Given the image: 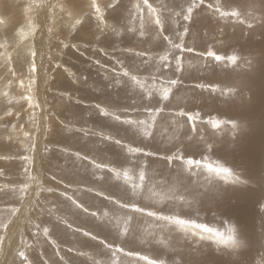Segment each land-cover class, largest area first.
I'll return each mask as SVG.
<instances>
[{
    "label": "rangeland",
    "instance_id": "rangeland-1",
    "mask_svg": "<svg viewBox=\"0 0 264 264\" xmlns=\"http://www.w3.org/2000/svg\"><path fill=\"white\" fill-rule=\"evenodd\" d=\"M11 2L15 5H10L9 3ZM33 2L34 3H32L31 0L24 4L16 0L0 1V43L7 40L9 44L6 51L4 48H0V62H2L0 65V81L2 80L0 82V218H3L5 221L8 219L12 221L7 231L0 229V236H4L3 245H0V264H20L19 257L17 256L19 250L25 251L31 264H45V262H47V264H62L59 256L56 255L57 248L60 252L62 251L61 253L63 255L61 253L60 255L64 256L66 259L73 260L75 264H92V259H89L88 255L95 259H99L100 257L97 258L96 256V250L99 246L95 241H91L86 237L83 238L80 233L73 231V229L76 228L91 231L94 234H100L101 237L107 236L109 241L122 244L128 251L139 252L142 255H147L154 259H162L166 264H170L174 259L181 260L182 264H232L233 260L237 258L232 249L223 245L217 246L212 241L207 240L199 241L197 239V242L192 244L179 232L172 233V245L174 250L166 249L155 242L143 243L138 238L133 239L129 237L126 240L117 239L114 231L110 232L109 229L98 225L90 214H84V212L82 213L80 210L78 211V209L75 210V207L71 206V203L67 205L70 201L60 196V192H64L67 196H72L79 203L85 204V207L88 206L89 213L92 211L103 213L106 210L115 208V205L109 200H105L102 196H97L95 191H103L106 195L115 198L124 197L122 182L117 183L114 180V182L110 184H104L101 180L95 179L96 176L93 175V172L101 173V171L98 169L94 170L89 163L87 165L88 160L96 161L95 163L98 164L103 162L102 165L115 167L120 171L121 169L135 167V174L138 179L139 166L132 165L131 160L133 158L127 157L126 150L122 151L120 146H116L115 140L117 139L121 140L122 143L156 152L157 156L171 154V151L166 152V149L175 151L178 148L183 152L186 158L203 159L207 157L210 162L219 161L225 166L232 168L234 172L240 174L242 179H246L248 181L247 187L240 185H221L225 195L223 201H215L209 195L201 197L198 204L194 202L191 206L181 205L178 200H174L175 203L174 201L165 200L164 203L158 204H153L146 200H139L138 203L147 210L157 211L166 215L178 214L182 218L195 219L199 223H204L210 227L219 229L221 232H224L225 235H227L228 227L230 225H235L246 244V247L241 250L239 256L242 264H264V213L259 210V202L264 200V185H258L257 183L260 178L264 176V55H262V53H264V22L256 21L253 23V27L249 29L246 23L240 24L235 19L221 18L218 13L214 14L213 10L210 9L208 5L215 6L217 0H204V4L194 10L193 21L191 24L187 25L189 34L184 38L185 48L192 47L194 51L191 53H181L177 49L173 50L171 53L172 57H182V71H175V62L173 60L169 68L161 69L159 72H156L152 65L144 64L143 60H146L148 56L156 58V54H164L169 45L162 37L159 40H154L152 38L157 31L154 25L147 29L149 35L144 37L139 35L140 20L134 5L142 3V0H97V3L102 9L103 17L105 16L104 23L100 24V27H98V21H94L96 18L92 15V17H88L89 23L87 25L81 24L74 29L71 27L73 21L66 19V16L62 17L58 9L53 13L47 7H35L36 4L40 3V0H33ZM60 2L62 3L61 0H48L49 4H57ZM81 2L82 4L84 3V11L91 12V9L88 7L90 0H81ZM148 2L152 4L153 7H158L162 11V18L165 20L163 35L170 37L175 43H179L180 41L176 34L177 32L183 31L185 22L182 18H175L174 21L169 8L180 11V6L183 5L184 8H186L191 0H148ZM29 4L34 5L30 13L26 11ZM113 4H115L114 8L111 7ZM219 4L223 7V10L237 9L247 11L251 7L255 9V16L264 17V0H219ZM164 5H168L169 8H164ZM143 11L144 16L147 17V10L144 9ZM40 13H43V15L39 16ZM29 15L32 17V23L36 25L37 31L34 35H29L25 39L20 36L19 33L21 30L27 33ZM127 18L128 21H126ZM117 20H119V24H117ZM50 27L52 28L51 34L48 31ZM112 27H118L121 34L117 35L114 33ZM92 29H95V31ZM96 35H98L97 39H95ZM91 37H94V39H90ZM18 38L20 39L17 40ZM53 41H55V43ZM62 43L63 45L65 43L69 45V48H66L67 51L63 48L64 46H62ZM73 44L76 46L75 48ZM83 46L86 48H83ZM209 48L216 52V54L226 58L231 55H237V66H233L227 59L217 63L211 58H205L200 55V53H206ZM31 49H35L37 53V59L35 58L37 65L35 79H39L36 81L37 85L35 84L32 95L35 101L41 105L40 108L35 109L37 123L42 127L39 133L35 131L33 122L29 119L33 110L28 107L27 101L22 99L23 96L29 94L27 92V86L30 74L27 69L29 61L31 60V56H29ZM137 51L138 53L143 52L146 55L144 57L137 56ZM76 52H78V54ZM86 52L88 53L84 54ZM4 54H11L12 56L10 67L7 63L5 64L6 55ZM122 54L123 56H121ZM56 56L58 57L56 58ZM53 58L55 59V63L52 65L51 63L54 62H52V60H54ZM67 58L71 60H67ZM49 59L51 60L49 61ZM96 59L99 63H97ZM249 59L253 61L251 67L248 63ZM15 60L17 62H15ZM56 60L58 62L61 61L59 67L54 66L58 65V62L56 64ZM156 62H158V59L153 61V63ZM84 63L87 64L85 65ZM69 64L72 65L70 66ZM121 64H123L125 69L131 72L130 74L142 78L146 90L154 91L151 87L153 83H155L157 89L161 88L165 79H177L179 83L173 89L170 99L167 102H161L159 95L156 94L155 91L153 99L150 102L146 98L142 100V97H145V93L141 92L139 88L133 91L129 87L114 86L115 73L121 71ZM39 65H44V67H40ZM47 65L50 67L48 68ZM87 65L89 66L87 67ZM16 66L19 67V70ZM107 66H110L109 69ZM63 67L67 69L64 70ZM89 67H91V69ZM9 68L12 69L10 73ZM38 68L42 70L39 71ZM92 69H94L93 71H97L93 72ZM46 71V75L43 74ZM13 72H15V76H13ZM81 72L85 73L82 74ZM96 72H98V74H95ZM27 73L28 76H26ZM77 74H79V79L77 78ZM86 75L87 79L85 80ZM153 75L156 77L155 80L152 79ZM71 76L72 80L70 78ZM106 76L108 79H105ZM57 78L58 81L56 82ZM121 78L122 77H120V79ZM6 79L10 80L6 81ZM25 79L27 82L24 81ZM122 79L127 82L126 77ZM21 80L24 81V88L20 87ZM75 81L79 82L75 83ZM201 85H203V87H200ZM103 87L107 88L105 89ZM40 88L42 90H40ZM228 89H235V92L229 94L227 93ZM5 92H7V96L4 95ZM64 93L66 95L65 97L63 95ZM75 95L78 97H75ZM67 96H72L70 102ZM81 97H83V100ZM76 100L80 101V104L78 103L79 105L83 102V106H81L84 109L81 107H77L76 110L74 109L77 106ZM104 100H106V102ZM61 101L65 102L63 106L61 105ZM93 102L95 104L97 103L96 105L100 104L101 108L106 109L108 106L107 110L115 115L119 112L121 119L144 118L145 106L153 108L163 106L164 111L157 117L156 125L152 130L153 138L143 139L141 136L136 135L129 126L119 121H114L111 117L100 115L99 108H97ZM93 105L97 109L95 108V110H92V107L94 108ZM57 106H59V108ZM73 106V111L80 112L82 109L85 110L84 114L81 117L75 114L70 116L73 112L71 111ZM86 110H88V113ZM180 110L191 114L199 113V120L195 124V131H193V124L188 121L187 116L181 117L177 115ZM9 111L12 115H7ZM43 111L46 114H44ZM43 115L44 117H48V119H45ZM56 119L59 122L57 127L59 131L57 133L60 137L55 138L53 142V139L49 138L51 131L45 133L43 128L47 126L51 129V123ZM59 120L64 123H61ZM94 120L96 124H93ZM216 120L221 122V127L218 129H214L210 123V121ZM228 121L236 122L241 126L233 129L231 124L226 123ZM13 125H16L15 130H13ZM64 125L73 129L80 128L81 131L69 133L64 128ZM21 126H23V131L21 130ZM24 131L30 132L36 137V140L37 138L40 139V144L42 145L35 141L36 151L34 153L26 152L24 149ZM40 133H42V138ZM106 133L108 135L110 134L112 141L101 139V135H107ZM83 135L86 141L83 139ZM69 137L77 139L76 141L78 143L75 144L76 146H72V143H68L67 138ZM96 140H98V143ZM82 143L91 144L92 147L89 146L90 149L89 147L86 148L82 146ZM96 143L99 145V150H96ZM209 143L213 145L211 152L206 151V144ZM45 146L51 149V151L45 153ZM106 146H108L107 149ZM63 148L66 150L69 149L67 154L61 151ZM72 148H74V150ZM78 149L83 151H79ZM39 151L41 152L39 153ZM74 151H78L80 154L85 151L81 156L89 155L88 157L94 153L95 157L92 154L91 157L93 156V158H89L85 161H78L75 155H72L76 153ZM116 151H118V153ZM85 153L88 154L85 155ZM25 155H31L34 158L29 169L31 173L38 177L44 187L47 185V187L55 189L52 194L42 193L40 204L34 207L36 184L35 182L27 180V173L25 172L26 162L20 158ZM64 155H66V157ZM96 157H98V161ZM99 157L104 158L99 161ZM136 159L141 162L144 159L148 160L150 164L147 170L146 184L152 185L155 191L162 197L166 195H183L187 199H192L193 195H197L203 191V185L205 184L203 175H193L191 177L183 176L181 178V183L176 185L177 191L173 188V182L177 174L176 164L168 165L166 161L153 157H138ZM81 162H84L83 165ZM14 163L17 166H15ZM75 170L77 172H75ZM76 173L79 174L77 175ZM101 174H107L106 176L108 177L110 173L104 171ZM75 180L79 181V183H76ZM197 180L200 182L199 186L196 183ZM25 183H30L32 187L27 194H25L24 201L21 203L18 194H13L11 189L16 188L18 190ZM65 185H67V187H65ZM88 189H94L95 191L91 192L88 191ZM78 194L81 195V197H79ZM33 198L34 201H32ZM128 199H130V196ZM57 200L60 202L57 203ZM63 200L65 202H63L64 205L62 208L63 203L61 204V201ZM50 201L52 204L51 206H49ZM28 203L30 204L28 205ZM68 206L73 207L71 209L73 214L69 212ZM12 208H20L23 214L20 211L15 216H11L9 210ZM28 208L32 209V211H29L31 213H28ZM48 210H51V214H49ZM41 211H44V215ZM24 213L27 216H24ZM29 214L32 215V217ZM60 214L62 215L60 216ZM48 215L51 217L49 218ZM56 216H60L59 220ZM28 218H30V221ZM62 219L66 221V223L62 222ZM45 220H47V224ZM148 220H150V218L143 217L140 219V224L151 230L150 225L146 223ZM28 221H32L33 223H29ZM17 223H19V225ZM66 224H71L72 227H66ZM37 225L42 229L36 228L35 230ZM22 226L24 227L22 228ZM44 227L50 229L48 237H45L43 234ZM19 228L21 232L18 230ZM27 230L29 231L25 232ZM34 233H36V235H34ZM18 234H20V237ZM25 234L29 235L28 238ZM63 234L64 236H62ZM14 236H16V238ZM20 238L21 241L19 240ZM52 240H56V247L53 246ZM16 243H18L20 247ZM71 244L75 250H81L80 252L85 253V255L81 257L76 255V251L71 253L68 252L67 249L71 247ZM29 245L31 247H29ZM94 247H96V249Z\"/></svg>",
    "mask_w": 264,
    "mask_h": 264
},
{
    "label": "snow or ice",
    "instance_id": "snow-or-ice-1",
    "mask_svg": "<svg viewBox=\"0 0 264 264\" xmlns=\"http://www.w3.org/2000/svg\"><path fill=\"white\" fill-rule=\"evenodd\" d=\"M204 4V0H191L188 3V6L184 8L183 5L180 6V11H176L174 8H169L168 5H164V8H169V11L172 13L173 19L182 18L185 22V27L182 32H177V37L179 39V43H175L170 37L163 35V29L165 20L162 18V11L158 7H153L152 4L148 2V0H142V3H137L134 5L137 16L140 20V30L139 35L144 37L149 35L147 29L154 25L157 31L155 35L152 37L154 40H159L161 37L163 40L168 42L169 47L165 50L164 54L158 56V62L153 63L154 57L148 56L146 60H143V63L146 65H152L156 72H159L161 69H167L171 66L172 61L175 62V71L181 72L183 69L182 57L180 56H171L173 50H179L181 53L188 52L191 53L194 51V48L184 46V38L189 34V28L187 25L191 24L193 21V13L194 10L200 5ZM33 4H29L26 8L27 12H31ZM35 7L43 8L47 7L50 11L55 13L56 9L59 10L62 17H67L69 21H73L71 27L74 29L76 26L89 23L88 17L94 15L96 20L98 21V27L100 24L104 23L103 12L100 5L97 3V0H90L88 7L91 9V12H85L83 4L81 0H63L62 3L57 4H49L48 0H40L39 4H36ZM111 7H115V4L111 5ZM210 9L213 10L214 14L218 13L221 18H232L235 19L240 24H247V27L251 29L253 27V23L256 21L264 22V17H257L254 15V8H251L247 11H241L237 9L232 10H223V7L219 4V0L215 6L208 5ZM144 9L147 10V17L144 16ZM117 24H119V20H117ZM28 32L25 33L23 30L20 31L19 35L24 37L25 39L29 35H34L36 32V26L32 23V17L29 15L28 24H27ZM49 33H52V28L48 29ZM112 31L117 35H120V29L118 27H113ZM51 38V37H50ZM18 46V45H17ZM64 48L69 47L68 44L63 45ZM9 44L7 40L0 43V48L7 49ZM73 47H76L73 45ZM29 55L31 56V60L28 64V71L31 74L29 78V83L27 86V92L29 93L26 96H23L22 99L27 101L28 107L33 110L29 119L33 122V127L36 132L40 131L39 124L37 123V117L35 113V109L40 108L41 105L35 101L34 96L32 95L33 88L36 84L35 74L37 72L36 65V51L35 49H31ZM146 54L141 52L137 53V56L144 57ZM200 55L205 58H211L215 62H223L225 59L233 66H237L238 64V56L231 55L229 57H224L222 55L216 54L211 48L208 49L206 53H200ZM264 55V53H262ZM171 57V58H170ZM5 60L7 64L12 63L11 54H6ZM97 63H99L97 61ZM249 66L253 65V61L249 59ZM59 67V65H57ZM9 71H12L9 68ZM13 76H15V72H13ZM120 77H126L127 82L120 79ZM87 77H85V80ZM105 79H108L106 76ZM153 80L156 77L153 75ZM179 81L177 79H165L161 88L157 89L155 83L152 84V89L156 94L159 95L161 102H167L170 99L173 89L178 85ZM116 87L125 86L131 88L135 91L137 88L140 89L141 92L145 93V97H142V100L146 98L149 102L153 99L154 91L146 90L144 81L137 75L130 74V72L124 68L123 64H121V71L115 73V85ZM20 87L24 88V81H20ZM200 87H203L201 85ZM215 90V89H214ZM235 89H228L227 93H234ZM7 96V92L4 93ZM67 99L69 102L72 97L68 96ZM80 103L79 100L76 101ZM99 108L100 115L104 117H111L112 119L119 121L120 123L129 126L130 129L136 135L141 136L143 139H150L153 136V129L156 125L157 117L164 111L163 106L159 108L153 107H144V118L138 119H121L119 115H115L105 108H101L99 105L96 106ZM7 115H12L9 111ZM178 116H187L188 121L193 124V131H195V124L199 120V113L191 114L185 113L183 110H180L177 113ZM48 119V117H45ZM212 127L214 129H218L221 127V122L210 121ZM226 123L231 124L233 129L241 126L236 122L228 121ZM16 125H13V130H15ZM64 128L67 132L71 133L73 131H81V129H73L64 125ZM21 130L23 131V126H21ZM45 133L51 131V129L47 126L44 128ZM24 149L26 152L34 153L36 151V137L32 135L28 131H24ZM100 135V134H98ZM47 138V137H45ZM102 140L111 141L112 137L110 135H101ZM115 144L120 146L121 150H126L127 157L133 158L131 160L132 165L139 166L138 179L136 177V169L135 167L125 168L123 171L118 170L115 167H109L108 165H101L95 163L93 160H88L87 156H81L79 152L73 153L78 161L88 160V163L92 165L93 169H98L101 172L107 171L111 175L108 177L109 180H115L117 183L122 182L124 197L123 198H115L110 195H106L103 191H95L97 196H102L105 200H109L115 208L112 210H106L103 213H99L97 211H92L89 213V209L85 207L83 204L77 202L72 196H67L64 192H60L59 195L65 197L67 201H70L71 205L84 213H88L91 217L94 218V221L102 226L103 228L109 229L110 232H115V236L117 239L126 240L131 237L133 239H140L143 243H152L162 245L164 248L169 250H174L172 245V233L179 232L181 233L186 240L190 243L195 244L197 239L199 241H212L217 246L223 245L227 248L233 250L236 254V259L233 260L232 264H242V261L239 259L241 250L246 247L244 240L241 238V235L235 225H230L227 229V235L224 232H221L219 229L208 226L204 223H199L195 219H186L182 218L178 214L166 215L163 213H159L157 211L147 210L146 208L140 206L138 203L139 200H146L153 204L164 203L165 200L174 201L178 200L181 205L191 206L194 202L199 203L201 197L211 196L215 201H223L225 199L224 192L222 190L221 185H240L243 187H247L248 181L246 179H242L241 175L234 172V170L230 167L225 166L219 161L210 162L207 157L203 159H194L192 157H185L183 152L180 149H176L172 151L171 149H166L167 151H171V154H164L157 156L156 152L145 150L142 147H134L130 144L122 143L121 140H115ZM213 148L212 144H206V151L211 152ZM51 151L47 146L44 148V152L47 153ZM62 152L67 154L66 149H61ZM138 157H153L159 160L166 161L168 165L176 164L177 174L175 177V181L173 182V188L176 189V185L181 183V178L183 176H200L203 175L205 184L203 185V191L197 195H193L192 199H187L183 195H166L160 196L152 185L146 184V176L147 170L149 168V162L147 159H144L142 162L137 160ZM23 161L26 162L25 172L27 173V180L31 182H35L36 190H35V201L34 206L39 205L40 197L42 193L52 194L55 189L52 187H44L40 182L37 176H34L30 169V166L33 163V156L25 155L20 157ZM199 170V171H197ZM95 176V172H93ZM98 180H104L105 177L103 175L96 177ZM197 185L199 186V180H197ZM258 185H264V176L260 178L257 182ZM32 187L30 183L23 184L18 190L16 188L11 189L13 194H18V198L21 203L24 201L25 194ZM67 187V185H65ZM178 191V189H176ZM88 191H94V189H88ZM130 196V199L128 197ZM51 203V201H50ZM31 208H28L27 211H31ZM259 210L264 213V200L259 202ZM21 211L20 208H12L9 210L11 216H15L17 213ZM49 214H51V210H49ZM143 217H148L150 220L146 221L149 228L143 227L140 224V219ZM59 220V218H57ZM66 223V221H63ZM135 222V224H134ZM12 223L11 219L4 220L0 218V229L7 231L9 225ZM71 228V225H67ZM39 228V225H37ZM73 231L80 233L83 237L90 239L91 241H95L99 246L96 250V256L100 257L99 259H95L92 256H89V259H92V264H166V262L162 259H154L150 258L147 255H142L139 252H133L126 250L122 244H117L114 241H109L107 236L101 237L100 234H94L91 231L83 230L80 228L73 229ZM50 233V229L48 227L43 228V234L45 237H48ZM36 235V233H34ZM4 236H0V245H3ZM53 246L56 247L55 241H51ZM29 247H31L29 245ZM68 252L76 251L77 256H83L85 253L75 250L73 247H69L67 249ZM56 255L59 256L62 264H75V262L71 259H66L64 256L60 255V250L57 248ZM17 256L19 257L20 264H31L28 256L25 251L19 250L17 252ZM47 264V262H45ZM170 264H182V261L179 259H174L170 262Z\"/></svg>",
    "mask_w": 264,
    "mask_h": 264
},
{
    "label": "bare ground",
    "instance_id": "bare-ground-1",
    "mask_svg": "<svg viewBox=\"0 0 264 264\" xmlns=\"http://www.w3.org/2000/svg\"><path fill=\"white\" fill-rule=\"evenodd\" d=\"M0 1H2V0H0ZM16 1H18V2H23V3L25 4V2H27V1H31V0H16ZM61 1L63 2V0H61ZM11 3H12V2H11ZM11 3H9V4H10V5H13V6L15 5V4H13V3L11 4ZM32 3H34L33 0H32ZM49 3H50V1H49ZM60 3H61V2H60ZM133 3H134V2H133ZM54 4H55V3H54ZM83 4H84V3H83ZM0 5H1V4H0ZM23 6H24V5H23ZM83 6H84V5H83ZM132 6H133V5H132ZM6 7H7V6H6ZM7 8H8V7H7ZM86 8H87V6H86ZM102 8H103V7H102ZM48 9H49V8H48ZM112 9H113V8H112ZM0 10H1V7H0ZM128 10H129V9H128ZM201 10H202V9H201ZM109 11H110V10H109ZM38 12H40V11H38ZM41 15H43V13H40V14H39V16H41ZM16 16H17V15H16ZM33 17H34V16H33ZM35 17H36V16H35ZM91 17H92V16H91ZM93 17H94V16H93ZM104 17H105V16H104ZM109 17H110V16H109ZM66 19H67V18H66ZM106 19H107V18H106ZM125 19H126V18H125ZM194 19H195V18H194ZM95 20H96V19H94V21H95ZM108 20H109V19H108ZM123 20H124V19H123ZM16 21H17V20H16ZM126 21H128V18H127ZM126 21H124V22H126ZM17 22H18V21H17ZM22 22H23V21H22ZM44 22H45V21H44ZM44 22H43V24H44ZM69 23H70V22H69ZM97 23H98V22H97ZM97 23H96V24H97ZM49 25H50V23H49ZM84 25H85V24H84ZM35 26H36V25H35ZM41 26H42V25H41ZM41 26H39V27H41ZM51 26H52V25H51ZM68 26H69V25H68ZM93 26H94V25H93ZM39 27H38V28H39ZM48 27H49V26H48ZM53 27H54V26H53ZM85 27H86V26H85ZM99 27H100V26H99ZM36 28H37V27H36ZM86 28H88V27H86ZM93 28H94V27H93ZM112 28H113V27H112ZM17 29H18V28H17ZM19 29H20V28H19ZM24 29H25V28H24ZM72 29H73V28H72ZM101 29H102V27H101ZM123 29H124V28H123ZM151 29H152V28H151ZM26 30H27V29H26ZM45 30H46V29H45ZM83 30H84V29H83ZM92 30L95 31V29H92ZM99 30H100V29H99ZM152 30H153V29H152ZM36 31H37V30H36ZM85 31H86V29H85ZM87 31H88V30H87ZM94 31H93V32H94ZM24 32H25V31H24ZM27 32H28V31H27ZM88 32H89V31H88ZM88 32H86V33H88ZM96 32H97V31H96ZM96 32H95V33H96ZM166 32H167V31H166ZM61 34H62V33H61ZM66 34H67V33H66ZM96 34H97V33H96ZM100 34H101V31H100ZM129 34H130V33H129ZM72 35H73V34H72ZM101 35H102V34H101ZM15 36H16V34H15ZM48 36H49V35H48ZM51 36H52V35H51ZM53 36H55V35H53ZM62 36H63V35H62ZM34 37H35V36H34ZM34 37H31V38H34ZM86 37H87V36H86ZM97 37H98V35H96V38H95V39H97ZM60 38H62V37H60ZM92 38L94 39V37H91L90 39H92ZM146 38H147V37H146ZM150 38H151V37H150ZM11 39H12V38H11ZM19 39H20V38H18L17 40H19ZM28 39H29V38H28ZM47 39H48V38H47ZM49 39H50V38H49ZM78 39H79V38H78ZM88 39H89V38H88ZM88 39H86V40H88ZM15 40H16V39H15ZM50 40H51V39H50ZM53 40H54V39H53ZM99 40H100V39H99ZM106 40H107V39H106ZM22 41H23V40H22ZM24 41H25V39H24ZM47 41H49V40H47ZM66 41H67V40H66ZM97 41H98V40H97ZM147 41H148V40H147ZM33 42H34V41H33ZM43 42H44V41H43ZM53 42L55 43V41H53ZM63 42H64V41H63ZM68 42H69V41H68ZM70 42H71V41H70ZM99 42H100V41H99ZM102 42H103V41H102ZM151 42H152V39H151ZM151 42H150V43H151ZM57 43H58V41H57ZM78 43H79V42H78ZM146 43H147V42H146ZM32 44H33V43H32ZM41 44H42V43H41ZM75 44H77V43H75ZM82 44H83V43H82ZM87 44H89V43H87ZM94 44H97V43H94ZM99 44H100V43H99ZM103 44H104V43H103ZM147 44H148V43H147ZM52 45H53V44H52ZM73 45H74V44H73ZM151 45H152V43H151ZM62 46H63V43H62ZM56 47H57V46H56ZM84 47H85V46H83V48H84ZM94 47H95V46H94ZM120 47H121V46H120ZM33 48H34V45H33ZM63 48H64V47H63ZM67 48H69V47H67ZM71 48H72V46H71ZM74 48H75V47H74ZM78 48H80V47H78ZM85 48H86V47H85ZM2 49H3V48H2ZM80 49H81V48H80ZM105 49H106V48H105ZM130 49H131V48H130ZM4 50L6 51L7 49H4ZM14 50H15V49H14ZM47 50H48V49H47ZM54 50H55V49H54ZM65 50H66V48H65ZM71 50H73V49H71ZM84 50H85V49H84ZM8 51H9V50H8ZM63 51H64V50H63ZM66 51H67V50H66ZM77 51H78V50H77ZM79 51H80V50H79ZM85 51H86V50H85ZM90 51H91V50H90ZM130 51H131V50H130ZM22 52H23V51H22ZM135 52H136V50H135ZM148 52H149V51H148ZM7 53H9V52H7ZM53 53H54V51H53ZM53 53H52V54H53ZM55 53H56V52H55ZM66 53H68V52H66ZM76 53L78 54V52H76ZM87 53H88V52H86V53H84V54H87ZM106 53H107V52H106ZM137 53H138V51H137ZM17 54H18V53H17ZM38 54H39V53H38ZM47 54H48V53H47ZM50 54H51V53H50ZM64 54H65V53H64ZM74 54H75V53H74ZM77 54H76V55H77ZM4 55H6V54H4ZM68 55H69V54H68ZM108 55H109V54H108ZM125 55H126V54H125ZM159 55H160V54H159ZM159 55L156 54V55H155L156 59H154V60H157ZM29 56H30V55H29ZM29 56H28V57H29ZM59 56H60V55H59ZM79 56H80V55H79ZM79 56H77V57H79ZM111 56H112V54H111ZM111 56H110V57H111ZM121 56H123V54H122ZM28 57H27V59H28ZM41 57H42V55H41ZM54 57H55V56H54ZM57 57H58V56H56V58H57ZM64 57H65V56H64ZM66 57H67V56H66ZM82 57H83V56H82ZM86 57H88V56H86ZM103 57H104V56H103ZM115 57H116V56H115ZM19 58H20V57H19ZM99 58H100V57H99ZM36 59H37V58H36ZM53 59H54V58H53ZM68 59H69V58H67V60H68ZM83 59H84V57H83ZM83 59H82V60H83ZM93 59H94V58H93ZM100 59H101V58H100ZM104 59H105V58H104ZM108 59H109V58H108ZM127 59H128V58H127ZM127 59H126V60H127ZM40 60H41V59H40ZM45 60H48V59H45ZM50 60H51V59H49V61H50ZM67 60H66V61H67ZM69 60H71V59H69ZM72 60H73V59H72ZM79 60H80V59H79ZM89 60H90V59H89ZM98 60H99V59H98ZM137 60H139V59H137ZM0 61H1V60H0ZM53 61H54V62H53ZM96 61H97V59H96ZM130 61H131V60H130ZM132 61H133V60H132ZM15 62H17V61L15 60ZM52 62H53V63H51V64L53 65V64L55 63V59L52 60ZM57 62H58V61L56 60V64H57ZM60 62H61V61H60ZM60 62H58V65L60 64ZM67 62H68V61H67ZM86 62H87V61H86ZM93 62H94V60H93ZM100 62H101V61H100ZM116 62H118V61H116ZM191 62H192V61H191ZM1 63H2V62H0V65H1ZM46 63H47V62H46ZM46 63H45V64H46ZM78 63H80V62H78ZM81 63H83V62H81ZM87 63H88V62H87ZM87 63H86V64H87ZM91 63H92V62H91ZM95 63H96V62H95ZM102 63H103V62H102ZM3 64H4V63H3ZM5 64H6V61H5ZM51 64H49V65H51ZM84 64H85V63H84ZM86 64H85V65H86ZM92 64H93V63H92ZM96 64H97V63H96ZM111 64H112V63H111ZM8 65H9V64H8ZM26 65H27V64H26ZM69 65H70V64H69ZM71 65H72V64H71ZM71 65H70V66H71ZM74 65H75V64H74ZM74 65H73V66H74ZM76 65H77V64H76ZM103 65H104V64H103ZM10 66H11V65H9V67H10ZM39 66H40V65H39ZM47 66H48V65H47ZM54 66H57V65H54ZM83 66H84V65H83ZM88 66H89V65H87V67H88ZM90 66H92V65H90ZM105 66H106V65H105ZM112 66H113V64H112ZM2 67H3V65H2ZM16 67H18V66H16ZM40 67H44V65H43V66H40ZM40 67H39V68H40ZM45 67H46V66H45ZM49 67H50V66H48V68H49ZM80 67H81V66H80ZM107 67H108V66H107ZM109 67H110V66H109ZM109 67H108V69H109ZM113 67H114V66H113ZM26 68H27V67H26ZM39 68H38V70H39ZM48 68H47V69H48ZM60 68H61V67H60ZM63 68H64V67H63ZM70 68H71V67H70ZM70 68H69V69H70ZM77 68H78V67H77ZM89 68L91 69V67H89ZM133 68H134V67H133ZM133 68H131V69H133ZM65 69H67V68H64V70H65ZM73 69H74V68H73ZM78 69H80V68H78ZM211 69H212V68H211ZM6 70H7V69H6ZM18 70H19V67H18ZM18 70H17V71H18ZM27 70H28V69H27ZM40 70H42V69H40ZM40 70H39V71H40ZM59 70H60V69H59ZM61 70H62V69H61ZM93 70H94V69H92V71H93ZM101 70H102V69H101ZM103 70H104V69H103ZM129 70H130V69H129ZM13 71H14V70H13ZM43 71H44V69H43ZM47 71H48V70H47ZM47 71L44 72L43 74L47 73ZM70 71H71V70H70ZM79 71H80V70H79ZM89 71H90V70H89ZM95 71H97V70H95ZM95 71H93V72H95ZM109 71H110V70H109ZM130 71H131V70H130ZM133 71H134V70H133ZM10 72H11V71H9V73H10ZM75 72H76V68H75ZM98 72H99V71H98ZM98 72H96L95 74H98ZM101 72H102V71H101ZM28 73H29V72H28ZM28 73H27L26 76H28ZM39 73H40V72H39ZM39 73H38V74H39ZM81 73H82V72H81ZM83 73H85V72H83ZM83 73H82V74H83ZM102 73H104V72H102ZM130 73H131V72H130ZM5 74H6V73H5ZM25 74H26V73H25ZM29 74H30V73H29ZM40 74H41V73H40ZM40 74H39V75H40ZM43 74H42V75H43ZM69 74H70V73H69ZM79 74H80V72H79ZM79 74H77V75H78L77 78L79 77ZM104 74H105V73H104ZM106 74H108V73H106ZM109 74H111V73H109ZM112 74H113V72H112ZM9 75H10V74H9ZM9 75H8V76H9ZM30 75H31V74H30ZM39 75H38V77H39ZM45 75H46V74H45ZM80 75H81V74H80ZM87 75H88V74H87ZM87 75H86V77H87ZM89 75H90V74H89ZM100 75H101V74H100ZM174 75H175V74H174ZM1 76H2V75H1ZM3 76H4V75H3ZM24 76H25V75H24ZM47 76H48V75H47ZM50 76H51V74H50ZM59 76H60V75H59ZM64 76H65V75H64ZM73 76H74V74H73ZM103 76H104V75H103ZM9 77H10V76H9ZM42 77H44V76H42ZM88 77H89V76H88ZM98 77H100V76H98ZM98 77H97V78H98ZM0 78H1V77H0ZM12 78H13V77H12ZM70 78H71V80H72V76H71ZM70 78H69V79H70ZM122 78H123V77H122ZM122 78H121V80H123ZM2 79H3V78H2ZM17 79H18V78H17ZM27 79H28V78H27ZM38 79H39V78H38ZM38 79H36V81H37ZM54 79H55V78H54ZM73 79H74V78H73ZM78 79H79V78H78ZM83 79H84V77H83ZM83 79H82V80H83ZM141 79H142V78H141ZM208 79H209V78H208ZM3 80H4V79H3ZM7 80H10V79H6V81H7ZM11 80H13V79H11ZM64 80H65V79H64ZM1 81H2V80H1ZM1 81H0V82H1ZM24 81H26V79H25ZM40 81H41V80H40ZM42 81H44V80H42ZM57 81H58V78H57L56 82H57ZM73 81H74V80H73ZM9 82H10V81H9ZM12 82H13V81H12ZM26 82H27V81H26ZM28 82H29V79H28ZM63 82H64V81H63ZM78 82H79V81H77V82L75 81V83H78ZM153 82H154V81H153ZM7 83H8V82H7ZM7 83H6V84H7ZM42 83H43V82H42ZM64 83H65V82H64ZM110 83H111V82H110ZM207 83H208V82H207ZM1 84H3V83H1ZM67 84H68V83H67ZM36 85H37V84H36ZM223 85H224V84H223ZM4 86H5V83H4ZM56 86H57V85H56ZM78 86H79V85H78ZM101 86H102V85H101ZM101 86H100V87H101ZM108 86H109V85H108ZM42 88H43V87H42ZM103 88H105V87H103ZM106 88H107V87H106ZM106 88H105V89H106ZM109 88H110V86H109ZM109 88H108V89H109ZM36 89H37V88H36ZM81 89H82V88H81ZM99 89H101V88H99ZM108 89H107V90H108ZM40 90H42V89L40 88ZM107 90H106V91H107ZM139 90H140V89H139ZM38 91H39V89H38ZM63 91H64V90H63ZM63 91H62V92H63ZM110 91H111V88H110ZM184 91H185V90H184ZM40 92H41V91H40ZM60 92H61V91H60ZM76 92H77V91H76ZM81 92H82V91H81ZM108 92H109V91H108ZM72 93H73V92H72ZM84 93H87V92H84ZM180 93H182V92H180ZM58 95H59V94H58ZM63 95H64V97L66 96L65 93H64ZM181 95H182V94H181ZM183 95H184V94H183ZM35 96H36V94H35ZM37 96H38V94H37ZM60 96H61V95H60ZM86 96H87V95H86ZM238 96H239V95H238ZM56 97H57V96H56ZM67 97H68V96H67ZM71 97H72V96H71ZM75 97H78V96L75 95ZM81 98H82V100H83V97H81ZM75 99H76V98H75ZM209 99H210V98H209ZM73 100H74V98H73ZM97 100H98V99H97ZM207 100H208V99H207ZM207 100H206V101H207ZM59 101H60V100H59ZM76 101H77V100H76ZM98 101H99V100H98ZM104 101L106 102V100H104ZM197 101H198V100H197ZM42 102H43V101H42ZM61 102H62L61 105L63 106L65 102H63V101H61ZM81 102H82V101H81ZM84 102H85V101H84ZM88 102H89V100H88ZM101 102H102V101H101ZM110 102H111V101H110ZM200 102H201V101H200ZM82 103H83V102H82ZM82 103H81V105H82ZM90 103H91V102H90ZM93 103H94V102H93ZM98 103H99V102H98ZM42 104H43V103H42ZM79 104H80V103H79ZM79 104L77 103V106H76L75 108H74V106H73L71 111H73L74 109L76 110L77 107H81V108H83V107H82L83 105L81 106V105H79ZM88 104H89V103H88ZM94 104H95V103H94ZM96 104H97V103H96ZM96 104H95V105H96ZM78 105H79V106H78ZM102 105H103V102H102ZM108 105H109V104H108ZM192 105H193V104H192ZM54 106H56V105H54ZM86 106H88V105H86ZM93 106H94V105H93ZM96 106H97V105H96ZM99 106H100V104H99ZM57 107L59 108V106H57ZM60 107H61V106H60ZM64 107H65V106H64ZM68 107H69V106H68ZM107 107H108V106H107ZM107 107H106V109H107ZM62 108H63V107H62ZM62 108H60V109H62ZM69 108H70V107H69ZM73 108H74V109H73ZM95 108H96L95 106H94V108L92 107V110H93V109L95 110ZM111 108H112V107H111ZM41 109H43V108H41ZM44 109H45V108H44ZM60 109H59V110H60ZM65 109H66V108H65ZM67 109H68V108H67ZM83 109H84V108H83ZM86 109H87V108H86ZM90 109H91V108H90ZM96 109H97V108H96ZM113 109H115V108H113ZM68 110H69V109H68ZM210 110H211V109H210ZM41 111H42V110H41ZM60 111H61V110H60ZM84 111H85V110H82V109L80 110V112L73 111V112H72V115L70 114V116H73V114H75V115H79L78 117H81V116L84 114ZM87 111H88V110H86V112H87ZM116 111H117V110H116ZM43 112H44V111H43ZM65 112H66V111H65ZM41 113H42V112H41ZM87 113H88V112H87ZM95 113H96V112H95ZM98 113H99V112H98ZM118 113H119V112H118ZM118 113H117V115H120V113H119V114H118ZM44 114H46V113L44 112ZM62 114H63V113H62ZM64 114H65V113H64ZM99 114H100V113H99ZM93 115H94V112H93ZM97 115H98V114H97ZM68 116H69V114H68ZM120 116H121V115H120ZM43 117H44V115H43ZM44 118H45V117H44ZM89 118H90V117H89ZM124 118H125V116H124ZM129 118H130V117H129ZM61 119H62V116H61ZM69 119H70V118H69ZM134 119H135V118H134ZM19 120H20V119H19ZM39 120H40V119H39ZM42 120H43V119H42ZM70 120H71V119H70ZM108 120H109V119H108ZM122 120H123V119H122ZM45 121H46V120H45ZM59 121H61V120H59ZM81 121H82V120H81ZM83 121H84V120H83ZM91 121H92V120H91ZM106 121H107V120H106ZM114 121H115V120H114ZM17 122H18V121H17ZM71 122H72V121H71ZM76 122H77V121H76ZM79 122H80V121H79ZM92 122H93V121H92ZM107 122H108V121H107ZM61 123H64V122L61 121ZM90 123H91V122H90ZM108 123H110V122H108ZM91 124H92V123H91ZM93 124H96V123H95V120H94V123H93ZM110 124H111V123H110ZM41 125H42V124H41ZM44 125H45V124H44ZM44 125H43V127H44ZM58 125H59V122H58L57 119H56V120H53L52 123H51V126H52V127H51V133H50V137H49V138H52V139H53V142H54V139H55V138H59V137H60V136L58 135V133H57V132L59 131V130L57 129ZM0 127H1V126H0ZM8 127H9V126H8ZM8 127H7V128H8ZM39 127H40V126H39ZM40 128H42V127H40ZM44 128H45V127H44ZM44 128H43V129H44ZM76 128H77V127H76ZM79 129H80V128H79ZM96 129H97V128H96ZM98 129H99V127H98ZM99 130H100V129H99ZM40 131H41V130H40ZM155 131H156V130H155ZM199 131H200V130H199ZM84 132H85V131H84ZM37 133H39V132H37ZM60 133H61V132H60ZM63 133H65V132H63ZM82 133H83V132H82ZM82 133H81V134H82ZM98 133H99V132H98ZM197 133H198V132H197ZM106 134H107V133H106ZM158 134H159V133H158ZM8 135H9V134H8ZM40 135H41V138H42V133H40ZM75 135H76V134H75ZM75 135H72V136H73V137H76ZM107 135H108V134H107ZM109 135H110V134H109ZM62 136H65V135H62ZM14 137H15V136H14ZM38 137H39V135H38ZM73 137H69V138H67L68 143H72V146L75 145L76 143H78V142L76 141L77 139H75V138H73ZM83 137H84V135H83ZM95 137H96V136H95ZM175 137H176V136H175ZM86 138H87V137H86ZM152 138H153V137H152ZM160 138H161V137H160ZM52 139H51V140H52ZM83 139L85 140V137H84ZM10 140H11V139H10ZM44 140H45V139H44ZM56 140H57V139H56ZM154 140H155V139H154ZM206 140H207V139H206ZM13 141H14V140H13ZM60 141H62V140H60ZM75 141H76V142H75ZM81 141H82V140H81ZM85 141H86V140H85ZM97 141H98V140H96V142H97ZM111 141H112V140H111ZM7 142H8V141H7ZM7 142H6V143H7ZM14 142H15V141H14ZM58 142H59V141H58ZM82 142H83V141H82ZM91 142H92V141H91ZM36 143H39V144H40V139H39V138H37ZM46 143H47V142H46ZM49 143H51V142H49ZM86 143H87V142H86ZM97 143H98V142H97ZM97 143H96V145H95V146H97V149H96V150H99V145H97ZM108 143H109V142H108ZM92 144H93V143H92ZM110 144H111V143H110ZM40 145H42V144H40ZM54 145H55V144H54ZM54 145H53V146H54ZM70 145H71V144H70ZM105 145H106V144H105ZM112 145H113V144H112ZM12 146H13V145H12ZM48 146H49V145H48ZM75 146H76V145H75ZM82 146H84V147H86V148H88L89 146L92 147L91 144H84V143H82ZM116 146H117V145H116ZM14 147H15V146H14ZM90 147H89V149H90ZM113 147H114V146H113ZM113 147H112V148H113ZM67 148H68V147H67ZM93 148H96V147H93ZM107 148H108V146H106V149H107ZM63 149H64V148H63ZM72 149L74 150V148H72ZM113 149H114V148H113ZM115 149H116V148H115ZM7 150H8V149H7ZM68 150H69V149H67V151H68ZM78 150H79V149H78ZM80 150H81V149H80ZM80 150H79V151H80ZM100 150H101V149H100ZM102 150H103V149H102ZM37 151H38V150H37ZM81 151H83V150H81ZM40 152H41V151H39V153H40ZM74 152H78V151H74ZM84 152H85V151H84ZM84 152H83V153H84ZM116 152L118 153V151H116ZM51 153H52V152H51ZM51 153H50V154H51ZM83 153H81V154H83ZM91 153H92V152H91ZM98 153H99V152H98ZM37 154H38V153H37ZM81 154H80V155H81ZM86 154H88V153H85V155H86ZM92 154H93V156H94V153H92ZM92 154H91V155H92ZM35 155H36V154H35ZM72 155H73V154H72ZM91 155H90V157H88L89 155H88V156L86 155V156L88 157V159H89V158H93V156L91 157ZM95 155H96V154H95ZM98 155H99V154H98ZM118 155H119V154H118ZM121 155H122V154H121ZM64 156L66 157V155H64ZM96 156H97V155H96ZM102 156H103V155H102ZM37 157H38V156H37ZM94 157H95V156H94ZM62 158H63V157H62ZM67 158H68V157H67ZM96 158H97V161H98V157H96ZM96 158H94V159H96ZM103 158H104V157H101V158L99 157V161H101ZM141 158H142V157H141ZM35 159H37V158H35ZM100 159H101V160H100ZM48 160H49V159H48ZM65 160H66V159H65ZM54 161H55V160H54ZM84 161H85V160H84ZM40 162H41V161H40ZM94 162H96V161H94ZM228 162H229V161H228ZM64 163H65V162H64ZM78 163H79V162H78ZM81 163H82V162H81ZM83 163H84V162H83ZM83 163H82V165H83ZM85 163H86V162H85ZM102 163H103V162H101V165H102ZM158 163H159V162H158ZM14 164H15V163H14ZM61 164H62V163H61ZM149 164H150V163H149ZM50 165H51V164H50ZM87 165H88V162H87ZM15 166H17V165L15 164ZM56 166H57V165H56ZM154 166H155V165H154ZM9 167H10V166H9ZM89 167H90V165H89ZM91 167H92V165H91ZM43 168H45V167H43ZM55 168H56V167H55ZM61 168H62V167H61ZM65 168H66V167H65ZM9 169H10V168H9ZM76 170H77V168H76ZM76 170H75V172H77ZM94 170H95V169H94ZM123 170H124V169H121V171H123ZM47 171H48V170H47ZM54 171H55V170H54ZM61 171H62V170H61ZM92 171H93V170H92ZM67 172H68V171H67ZM70 172H71V171H70ZM72 172H73V171H72ZM94 172H95V171H94ZM63 173H64V172H63ZM85 173H86V172H85ZM101 173H102V172H101ZM101 173H98V172H97V173H95V176L97 177V176L103 175V176L105 177V179H104V180H101V181H102L104 184H106V183L110 184V183L114 182V180H109V179H108V177L110 176V174H108V177H107V176H106L107 174L104 175V174H101ZM105 173H106V172H105ZM73 174H75V173H73ZM76 174H77V173H76ZM78 174H79V173H78ZM78 174H77V175H78ZM88 174H90V173H88ZM25 175H26V174H25ZM54 175H55V174H54ZM68 175H70V174H68ZM77 175H76V176H77ZM7 176H8V175H7ZM73 176H74V175H73ZM76 176H75V177H76ZM84 176H85V175H84ZM137 176H138V175H137ZM69 177H70V176H69ZM79 177H80V176H79ZM85 177H86V176H85ZM87 177H88V175H87ZM89 177H90V176H89ZM93 177H94V176H93ZM96 177H95V179H96ZM81 178H82V177H81ZM2 179H3V178H2ZM85 179H87V178H85ZM93 179H94V178H93ZM87 180H88V179H87ZM90 180H91V179H90ZM15 181H16V180H15ZM71 181H72V180H71ZM71 181H70V182H71ZM84 181H85V180H84ZM94 181H95V180H94ZM75 182H76V183H77V182L79 183V181H77V180H75ZM46 184H47V183H46ZM74 184H75V183H74ZM156 184H157V183H156ZM166 186H167V185H166ZM35 187H36V186H35ZM46 187H47V185H46ZM80 188H81V187H80ZM156 190H157V189H156ZM28 191H29V190H28ZM74 191H75V189H74ZM94 191H95V190H94ZM91 192H92V191H91ZM232 192H233V191H232ZM26 194H27V193H26ZM44 194H45V193H44ZM30 196H31V195H30ZM32 196H33V195H32ZM41 196H42V195H41ZM53 196H54V194H53ZM56 196H57V194H56ZM78 196L81 197V195H79V194H78ZM28 198H29V197H28ZM53 198H54V197H53ZM53 198H52V199H53ZM26 199H27V198H26ZM57 199H58V198H57ZM27 200H28V199H27ZM29 200H30V199H29ZM58 200H59V199H58ZM58 200H57V203L60 202V201H58ZM32 201H34V198H33ZM40 201H41V200H40ZM45 201H46V200H45ZM63 202H65V201H64V200L61 201V204H62ZM77 202H78V201H77ZM250 202H251V201H250ZM174 203H175V201H174ZM251 203H252V202H251ZM29 204H30V203H28V205H29ZM39 204H40V203H39ZM46 204H47V202H46ZM46 204H45V205H46ZM65 204H66V203H65ZM68 204H70V202L67 203V205H68ZM26 205H27V204H26ZM32 205H33V204H32ZM51 205H52V204L50 203L49 206H51ZM63 205H64V203L62 204V208H63ZM84 205H85V204H84ZM47 206H48V205H47ZM71 206H72V205H71ZM71 206H70V207H71ZM23 207H24V206H23ZM33 207H34V205H33ZM44 207H45V206H44ZM56 207H57V206H56ZM58 207H59V206H58ZM70 207L68 206V208H69V210H70V211H69V210H68V211H69L70 213H72L71 209H72L74 206L71 207V208H70ZM87 207H88V206H87ZM62 208H61V210H62ZM68 208H67V209H68ZM23 209H24V208H23ZM46 209H47V208H46ZM38 210H39V209H38ZM75 210H77V209H75ZM75 210H73V211H75ZM239 210H240V209H239ZM31 211H32V210H31ZM39 211H40V210H39ZM55 211H56V210H55ZM65 211H66V210H65ZM78 211H79V210H78ZM78 211H77V213H78ZM21 212H22V214H23V211H21ZM41 212H42V211H41ZM43 212H44V211H43ZM43 212H42V213H43ZM48 212H49V210H48ZM60 212H61V211H60ZM81 212H82V211H81ZM28 213H31V212L28 211ZM28 213H27V214H28ZM82 213H83V212H82ZM72 214H73V213H72ZM84 214H85V213H84ZM86 214H88V213H86ZM29 215H30V214H29ZM29 215H28V216H29ZM43 215H44V213H43ZM58 215H59V214H58ZM61 215H62V214H60V216H61ZM24 216H27V215H25V213H24ZM30 216L32 217V215H30ZM46 216H47V215H46ZM48 216H49V215H48ZM54 216H55V215H54ZM60 216H59V217H60ZM63 216H64V215H63ZM63 216H62V217H63ZM65 216H66V215H65ZM83 216H86V215H83ZM89 216H90V215H89ZM50 217H51V216H49V218H50ZM52 217H53V216H52ZM57 217H58V216H56V218H57ZM59 217H58V218H59ZM62 217H61V218H62ZM87 217H88V216H87ZM14 218H15V217H14ZM56 218H55V219H56ZM65 218H66V217H65ZM17 219H18V218H17ZM28 219H29V221H30V218H28ZM36 219H37V218H36ZM53 219H54V218H53ZM63 219H64V217H63ZM63 219H62V222H63ZM18 220H19V219H18ZM37 220H39V219H37ZM40 220H41V219H40ZM56 220H57V219H56ZM67 220H68V219H67ZM73 220H74V219H73ZM23 221H24V220H23ZM29 221H28V222H29ZM32 221H33V220H32ZM32 221H31V222H32ZM42 221H43V220H42ZM45 221H46V224H47V220H45ZM51 221H53V220H51ZM54 221H55V220H54ZM31 222H29V223H31ZM49 222H50V219H49ZM56 222H57V221H56ZM59 222H60V221H59ZM62 222H60V223H62ZM25 223H26V222H25ZM29 223H28V224H29ZM32 223H33V222H32ZM50 223H51V222H50ZM17 224L19 225V223H17ZM23 224H24V223H23ZM82 224H83V223H82ZM29 225H30V224H29ZM66 225H68V224H66ZM70 225H71V224H70ZM24 226H25V225H24ZM24 226H22V228H23ZM81 226H82V225H81ZM17 227H18V226H17ZM28 227H29V226H28ZM33 227H34V226H33ZM66 227H68V226H66ZM71 227H72V226H71ZM76 227H77V225H76ZM78 227H79V226H78ZM246 227H247V226H246ZM14 228H15V227H14ZM14 228H13V230H14ZM22 228H21V229H22ZM36 228H37V227H35V230H36ZM25 229H26V228H25ZM39 229H42V228H39ZM85 229H86V228H85ZM250 229H251V228H250ZM18 230H20V228H19ZM64 230L66 231L65 227H64ZM100 230H101V228H100ZM100 230H99V231H100ZM22 231H23V229H22ZM28 231H29V230H27V231H25V232H28ZM68 231H69V230H68ZM20 232H21V230H20ZM20 232H19V233H20ZM25 232H24V233H25ZM64 233H65V232H64ZM253 233H254V232H253ZM16 234H17V233H16ZM20 234H21V233H20ZM20 234H18L19 237H20ZM77 234H78V233H77ZM256 234H257V233H256ZM25 236L28 238L29 235H28V234H25ZM30 236H31V235H30ZM62 236H64V234H63ZM62 236H61V237H62ZM68 236H69V235H68ZM14 237L16 238V236H14ZM37 237H38V236H37ZM43 237H44V236H43ZM76 237H78V236H76ZM76 237H75V238H76ZM12 238H13V237H12ZM34 238H35V237H34ZM63 238H64V237H63ZM69 238H70V236H69ZM83 238H84V237H83ZM29 239H30V237H29ZM41 239H42V238H41ZM67 239H68V238H67ZM10 240H11V238H10ZM19 240L21 241V238H20ZM31 240H32V239H31ZM76 240H77V238H76ZM82 240H83V239H82ZM52 241H53V240H52ZM55 241H56V240H55ZM67 241H69V240H67ZM140 241H141V240H140ZM16 242H17V241H16ZM25 242H26V241H25ZM42 242H43V241H42ZM46 242H47V241H46ZM63 242H64V241H63ZM70 242H72V241H70ZM70 242H69V243H70ZM12 243H13V242H12ZM81 243H82V241H81ZM16 244H18V243H16ZM16 244H14V245H16ZM49 244H50V243H49ZM8 245H9V243H8ZM18 245H19V244H18ZM18 245H17V246H18ZM34 245H36V244H34ZM37 245H38V244H37ZM50 245H51V244H50ZM69 245H70V244H69ZM126 245H127V244H126ZM144 245H145V244H144ZM21 246H22V244H21ZM32 246H33V244H32ZM158 246H159V245H158ZM19 247H20V245H19ZM62 247H63V246H62ZM71 247H72V244H71ZM17 248H18V247H17ZM17 248H16V249H17ZM33 248H34V246H33ZM89 248H90V247H89ZM94 248L96 249V247H94ZM38 249H39V248H38ZM43 249H44V248H43ZM91 249H92V248H91ZM48 250H49V249H48ZM84 250H85V249H84ZM65 251H66V250H65ZM80 251H81V250H80ZM82 251H83V250H82ZM61 252H62V251H61ZM61 252H60V253H61ZM159 252H160V251H159ZM13 253H14V252H13ZM88 253H89V251H88ZM61 254H62V253H61ZM53 255H54V253H53ZM62 255H63V254H62ZM92 255H93V253H92ZM94 256H95V255H94ZM9 257H10V256H9ZM69 257H70V256H69ZM81 257H82V256H81ZM88 257H89V255H88ZM88 257H87V258H88ZM87 258H86V259H87ZM97 258H98V257H97ZM2 259H3V258H2ZM47 259H49V258H47ZM7 260H8V259H7ZM14 260H15V259H14ZM82 260H83V259H82ZM8 261H9V260H8ZM86 261H87V260H86ZM13 262H14V261H13ZM49 262H50V261H49ZM53 262H54V261H53ZM2 263H3V262H2ZM91 263H92V262H91ZM52 264H53V263H52Z\"/></svg>",
    "mask_w": 264,
    "mask_h": 264
}]
</instances>
